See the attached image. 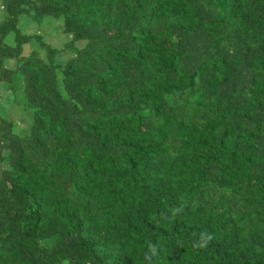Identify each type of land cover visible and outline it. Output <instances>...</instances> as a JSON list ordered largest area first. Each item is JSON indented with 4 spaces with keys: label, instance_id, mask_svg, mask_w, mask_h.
<instances>
[{
    "label": "trees",
    "instance_id": "trees-1",
    "mask_svg": "<svg viewBox=\"0 0 264 264\" xmlns=\"http://www.w3.org/2000/svg\"><path fill=\"white\" fill-rule=\"evenodd\" d=\"M0 264H264V0H0Z\"/></svg>",
    "mask_w": 264,
    "mask_h": 264
},
{
    "label": "rangeland",
    "instance_id": "rangeland-1",
    "mask_svg": "<svg viewBox=\"0 0 264 264\" xmlns=\"http://www.w3.org/2000/svg\"><path fill=\"white\" fill-rule=\"evenodd\" d=\"M28 25H29V24H28ZM28 27H29V28H27V30H28V29H31V28L34 29V27H32V25H29ZM50 29H53V30H52L53 32L50 33V34L47 32L48 35L44 38V40H45L46 43H50V44H52V43H54V39H56L57 36L59 37L60 34H56V33L58 32L57 29H60V31H61V26H58V25H57V26L55 27V30H54V28H50ZM32 31H34V30H32ZM39 31H40V30L37 28V29H35L34 32H39ZM32 47H33V45H32ZM32 47H31V45L29 44V46H27V48L24 50V54H27V53L32 49ZM5 96H6V95H5ZM5 96H4V97H5ZM4 97H3V98H4ZM9 102H11V101H9V100H8V101H4V102L2 101V106H6V107L9 106ZM12 103H13V102H12ZM18 123H19V125H21V124H22V121H18Z\"/></svg>",
    "mask_w": 264,
    "mask_h": 264
}]
</instances>
